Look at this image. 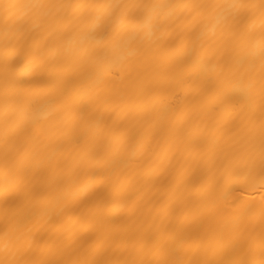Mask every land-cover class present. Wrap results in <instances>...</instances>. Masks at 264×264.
I'll list each match as a JSON object with an SVG mask.
<instances>
[{"label":"bare ground","instance_id":"bare-ground-1","mask_svg":"<svg viewBox=\"0 0 264 264\" xmlns=\"http://www.w3.org/2000/svg\"><path fill=\"white\" fill-rule=\"evenodd\" d=\"M0 264H264V0H0Z\"/></svg>","mask_w":264,"mask_h":264}]
</instances>
